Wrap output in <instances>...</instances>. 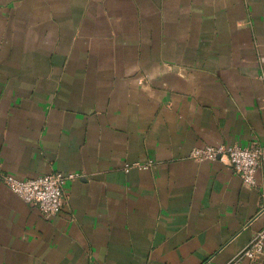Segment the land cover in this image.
Listing matches in <instances>:
<instances>
[{
	"label": "crops",
	"instance_id": "obj_1",
	"mask_svg": "<svg viewBox=\"0 0 264 264\" xmlns=\"http://www.w3.org/2000/svg\"><path fill=\"white\" fill-rule=\"evenodd\" d=\"M253 141L264 0H0V169L82 175L52 216L0 176V264H229L264 163L249 186L191 153Z\"/></svg>",
	"mask_w": 264,
	"mask_h": 264
},
{
	"label": "built area",
	"instance_id": "obj_2",
	"mask_svg": "<svg viewBox=\"0 0 264 264\" xmlns=\"http://www.w3.org/2000/svg\"><path fill=\"white\" fill-rule=\"evenodd\" d=\"M191 158L198 162L220 161L234 169L243 182L249 186H256V171L264 163V141H253L249 146L239 145H205L195 147ZM153 162H128L124 169L147 168ZM2 181L22 198L26 203L36 206L45 216H52L68 205L65 187L73 180L82 178L76 172H52L36 177H18L11 173H3L0 169ZM264 211V204L261 208ZM264 263V228L243 248L229 264Z\"/></svg>",
	"mask_w": 264,
	"mask_h": 264
}]
</instances>
